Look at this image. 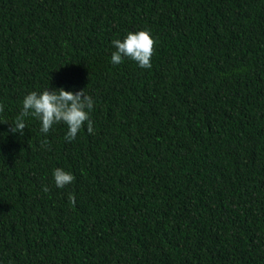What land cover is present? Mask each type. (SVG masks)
I'll list each match as a JSON object with an SVG mask.
<instances>
[{
    "label": "trees",
    "instance_id": "16d2710c",
    "mask_svg": "<svg viewBox=\"0 0 264 264\" xmlns=\"http://www.w3.org/2000/svg\"><path fill=\"white\" fill-rule=\"evenodd\" d=\"M140 30L151 68L113 65ZM48 87L93 134L10 131ZM0 105V264H264V0H0Z\"/></svg>",
    "mask_w": 264,
    "mask_h": 264
},
{
    "label": "clouds",
    "instance_id": "9594fccd",
    "mask_svg": "<svg viewBox=\"0 0 264 264\" xmlns=\"http://www.w3.org/2000/svg\"><path fill=\"white\" fill-rule=\"evenodd\" d=\"M115 51L111 54L113 65L123 63L124 58L136 62L142 69L151 68V58L155 52L156 41L152 38L150 30H140L128 32L123 40L115 39L112 42ZM94 107L93 98L84 89L76 91H65L63 87L49 90V87L42 92L32 91L24 96L22 109L15 118L14 126L10 125L12 133L23 135L26 129L25 118L33 117L40 122V132L45 136L52 129L53 125L63 123L67 126L65 139L72 141L76 138L81 128L86 125L89 134L94 133L93 121L90 112ZM3 105H0V112ZM48 140L41 141V147L48 145ZM53 179L57 188H64L71 184L75 177L72 173L61 168H56L53 172ZM50 189L43 187L44 192ZM69 202L75 204V196L69 194Z\"/></svg>",
    "mask_w": 264,
    "mask_h": 264
}]
</instances>
